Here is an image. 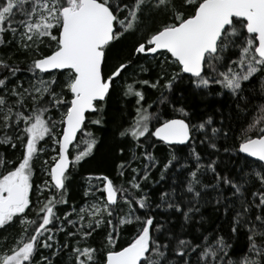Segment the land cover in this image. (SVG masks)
<instances>
[{"label": "snow or ice", "instance_id": "snow-or-ice-1", "mask_svg": "<svg viewBox=\"0 0 264 264\" xmlns=\"http://www.w3.org/2000/svg\"><path fill=\"white\" fill-rule=\"evenodd\" d=\"M109 123L119 183L70 203ZM0 149V264H264V0H0Z\"/></svg>", "mask_w": 264, "mask_h": 264}, {"label": "trees", "instance_id": "trees-1", "mask_svg": "<svg viewBox=\"0 0 264 264\" xmlns=\"http://www.w3.org/2000/svg\"><path fill=\"white\" fill-rule=\"evenodd\" d=\"M138 39V36H127L126 40L122 39L121 42L116 43L115 47H113L109 53V56L114 59H120L122 57L129 56L131 54L132 46L135 42V40ZM126 41V42H125ZM21 60H23V57H21ZM113 61H110L109 63V69L112 67ZM23 66V64L21 65ZM156 98V93L151 92L148 96L149 102L151 100H154ZM220 103L219 100L209 98L205 102H201L196 97L189 96L186 106L194 112L195 116L198 118L202 115H204L206 112H211L213 107L218 105ZM124 104L129 105V109L131 108V101L127 100L126 98H123L119 91H117L111 99L108 101L107 109L106 111L109 113V116L106 117L107 119H111V115L114 113L119 112V110L123 107ZM179 106V105H178ZM173 115L178 117V113H173ZM92 131L95 132V135L100 139L101 144L98 145V151L94 152V158L89 157L86 162H83L81 166L78 169V174H76L73 177V182L69 186V197H70V203H80L81 202V196L84 190L85 181L83 177L88 176L89 174L93 175H101L105 174L108 175L110 178H113L117 183H119L118 177H117V165L120 163V153L117 148V145L120 143V138L118 137V134L115 131V125L112 123H109L108 125L104 126L103 128H100L97 126L96 128H93ZM198 151H201L200 148H197ZM0 151H4L8 158L10 159H16L20 156L19 151H8L7 149H0ZM166 152V149L163 146H160L157 150V155L163 156ZM52 153L47 152L42 155L41 160L43 159H49L50 155ZM49 163L51 164L52 161L49 159ZM40 161L36 162L37 167V182H39V169ZM155 176L156 173H153ZM96 183V181H94ZM64 207H61V211L64 210ZM143 211V210H141ZM20 229L13 228L10 229L8 233H4L3 230H0V236L7 235L8 236V242L11 243L14 236H16L19 233ZM134 229L129 228L126 232H122L120 237V242L126 244V242L131 238L132 235H134ZM61 239H63V236L61 235ZM100 238H97V241H94V243L98 245V240ZM0 243H3L2 239H0Z\"/></svg>", "mask_w": 264, "mask_h": 264}, {"label": "rangeland", "instance_id": "rangeland-1", "mask_svg": "<svg viewBox=\"0 0 264 264\" xmlns=\"http://www.w3.org/2000/svg\"><path fill=\"white\" fill-rule=\"evenodd\" d=\"M126 40V39H125ZM126 42V41H125ZM52 155V154H51Z\"/></svg>", "mask_w": 264, "mask_h": 264}]
</instances>
